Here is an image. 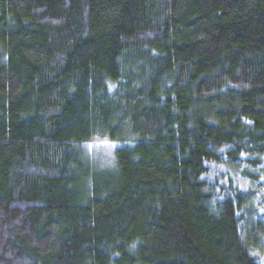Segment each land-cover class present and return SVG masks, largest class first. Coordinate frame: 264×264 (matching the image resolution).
Returning a JSON list of instances; mask_svg holds the SVG:
<instances>
[{
	"label": "trees",
	"instance_id": "1",
	"mask_svg": "<svg viewBox=\"0 0 264 264\" xmlns=\"http://www.w3.org/2000/svg\"><path fill=\"white\" fill-rule=\"evenodd\" d=\"M0 264H264V0H0Z\"/></svg>",
	"mask_w": 264,
	"mask_h": 264
},
{
	"label": "rangeland",
	"instance_id": "2",
	"mask_svg": "<svg viewBox=\"0 0 264 264\" xmlns=\"http://www.w3.org/2000/svg\"><path fill=\"white\" fill-rule=\"evenodd\" d=\"M119 147V144L112 141L94 143L90 145V152L97 161L98 164H103L107 167H111V159L114 157L115 150Z\"/></svg>",
	"mask_w": 264,
	"mask_h": 264
}]
</instances>
